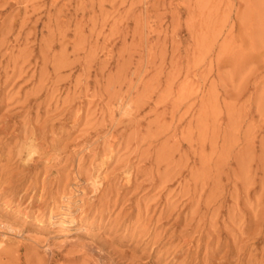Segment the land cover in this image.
<instances>
[{
  "label": "rangeland",
  "instance_id": "rangeland-1",
  "mask_svg": "<svg viewBox=\"0 0 264 264\" xmlns=\"http://www.w3.org/2000/svg\"><path fill=\"white\" fill-rule=\"evenodd\" d=\"M0 241L264 264V0H0Z\"/></svg>",
  "mask_w": 264,
  "mask_h": 264
},
{
  "label": "bare ground",
  "instance_id": "bare-ground-1",
  "mask_svg": "<svg viewBox=\"0 0 264 264\" xmlns=\"http://www.w3.org/2000/svg\"><path fill=\"white\" fill-rule=\"evenodd\" d=\"M126 104V103H125ZM125 106V105H124ZM123 107V106H122ZM126 109V108H125ZM119 110V109H118ZM121 112V111H120ZM34 151V150H33ZM33 155V153H30V156H32ZM29 156V157H30ZM103 171V170H102ZM99 178V177H98ZM102 182V181H101ZM100 185V184H99ZM91 186V185H90ZM83 192V191H82ZM83 194V193H82ZM64 198V197H63ZM67 198V197H66ZM71 198V197H70ZM83 199V198H82ZM64 200H65V198H64ZM63 200V201H64ZM68 200V199H67ZM68 202V201H67ZM61 205V204H60ZM65 206V205H64ZM66 207V206H65ZM64 207V208H65ZM62 208V207H61ZM77 211H80V209L78 208L77 209ZM18 212H19V210H18ZM71 213V207L69 206V204H68V206H67V208H66V212H62V213H60L59 214V216H52V217H50V220H52V221H55V224L54 225H61V226H65V225H73V224H75V221L74 220H69V219H66V218H68ZM48 219V218H47ZM48 221V220H47ZM60 226V227H61ZM9 227V226H8ZM8 229V228H7ZM10 232H11V229H10ZM65 232V231H64ZM5 237H7V236H5ZM2 240V239H1ZM0 243H1V241H0ZM49 250V249H48Z\"/></svg>",
  "mask_w": 264,
  "mask_h": 264
}]
</instances>
